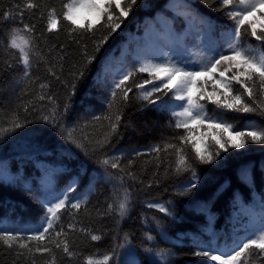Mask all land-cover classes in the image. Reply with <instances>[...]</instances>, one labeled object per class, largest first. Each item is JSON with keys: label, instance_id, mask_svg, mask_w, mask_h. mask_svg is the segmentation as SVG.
I'll use <instances>...</instances> for the list:
<instances>
[{"label": "trees", "instance_id": "1", "mask_svg": "<svg viewBox=\"0 0 264 264\" xmlns=\"http://www.w3.org/2000/svg\"><path fill=\"white\" fill-rule=\"evenodd\" d=\"M23 2L0 0V12L10 11L15 15L18 11L15 6L19 4L22 8ZM37 2L55 6L58 12L62 4V0ZM218 7V0H137L130 16L124 18L121 29L112 34L101 52L96 54L98 60L87 66L83 46L87 45L88 53L93 54L95 43L105 34V30L100 29L94 36L89 34L81 39L79 36L70 37L64 25H61L58 32L45 33L40 38V47L46 55L53 45L57 50L48 55L47 65L41 62L33 68V78L39 79L32 84L16 83L23 75V65L17 63L18 54L14 56L7 48L13 23H3V16L0 15V117H3L0 119V128L9 127L7 116L13 109L19 111L22 122L25 119L30 121L23 128L0 135V167L15 178L14 181L0 179V229L14 231L38 224L45 214L41 201L46 195V185L50 184L60 192L73 178L79 177L77 190L71 195L81 199L87 196L88 203L75 213V219L78 227L91 230L101 239L91 241L90 237L79 231L72 232L69 242L72 250L79 255L70 259L54 249L56 264H84L87 256L99 259L113 251V264H126L124 253L129 244L139 264H213L206 257L194 255L199 250L194 240L213 247H223L247 235V214L259 213V205L264 200V145L250 143L245 149H230L228 153H222L224 158L215 164H196L199 187L189 195H181L191 174H176L172 170L175 165L174 152H162L159 161L154 154L138 157L130 169L127 166L128 154L133 149L147 152L156 144L179 143L173 137L184 133L182 129H175V118L170 108L162 110L147 105L136 99L138 93L133 89L128 105L125 107L120 104L123 109L120 135L113 138L106 149L96 153L88 149L86 154L84 149L69 143L59 128L40 119L41 115L48 114L53 105L36 99L40 92L39 84L49 83L50 88L45 91L54 96L55 105L62 113L63 105L69 102L74 77L83 71V77L75 80L76 93L70 100L71 109L60 123L65 128H72L77 122L83 124L85 120H91L92 115L105 112L107 107V90L99 86L97 81L98 75H103L105 62L115 67L122 64L129 68L138 57L162 58L167 54L192 64L205 54L203 44L212 42L226 47L223 33L234 27V24L227 18L225 11H216ZM189 11L204 24L201 25L199 20L191 23L178 15ZM41 12L45 13L43 20L40 19ZM160 17L169 21L175 32V38L169 41L163 54L153 51L158 36L167 32ZM24 22L36 24L39 36L46 24L45 10L41 8L33 13L26 11ZM78 39L79 44L75 42ZM258 44L253 37H244V46L256 48ZM61 46L63 51H60ZM59 55L65 57L62 73L59 71L61 62L53 59ZM5 62H11L12 69H8ZM53 64L61 77L60 81L47 72V67ZM143 79H147L146 73L138 74L135 82L139 83ZM164 99L170 101L171 94ZM30 101L36 111L24 113L20 106ZM201 102L205 104L209 117L227 120L238 131L264 128V115L224 112L211 102ZM192 127L196 129L195 142L201 149L206 144L209 150L214 151L212 132L204 129L202 134L199 126L194 124ZM84 131L92 133L93 139L100 135L94 128L78 129L74 135L79 138ZM187 151L191 156L190 144ZM121 153L126 157L121 161L124 172L106 168L99 162L106 156ZM157 163L160 164L159 168ZM244 167L250 170L247 183L240 176ZM128 171L134 173L135 178L126 175ZM125 189L129 194V207L126 215L121 217L118 203ZM110 203L113 204L111 212L108 211ZM150 203L163 205L172 214L149 208L147 205ZM71 219L65 212L61 222L66 226ZM209 231L215 233V240L209 236ZM148 236L153 239L148 240ZM119 244L124 247H118ZM157 252L166 254L163 262L157 257ZM46 259L50 258L37 255L35 264H43ZM0 264H31V259L18 257L16 250H10L0 243ZM251 264L264 262L253 256Z\"/></svg>", "mask_w": 264, "mask_h": 264}, {"label": "snow or ice", "instance_id": "2", "mask_svg": "<svg viewBox=\"0 0 264 264\" xmlns=\"http://www.w3.org/2000/svg\"><path fill=\"white\" fill-rule=\"evenodd\" d=\"M207 2V0H205ZM137 0H62L61 9L58 12L55 6L47 3L37 2V0H24L23 6L17 4L18 9L13 12L3 11V23L11 21L13 27L9 32L7 42L8 50L15 56L18 54L17 63L23 65V75L16 81L17 84L35 83L39 77L33 78V68L41 62L48 64V55L57 50L53 45L48 49L47 55L40 47L41 39L45 33H56L64 25L69 36H79L81 39L85 35H95L100 29L105 30V34L95 43L94 53L89 54L87 45H84L83 55L86 58V66L92 65L98 60L97 53L101 52L112 34L121 29L124 18L130 16ZM220 7L216 11H225L227 18L233 22L234 27L229 28L223 33L224 44L208 42L203 44L205 54L201 59L189 64L186 60L175 59L167 54L162 58L138 57L132 67L125 68L121 64L119 67L113 66L110 62L103 65V75H98V85L107 90L106 111L99 115H92L91 120H85L83 124L77 122L72 128H65L60 120L65 119L71 109V97L76 93L75 80L83 77V71L74 77L69 93V102L63 105L61 113L55 105L53 95L47 94L45 89L50 88L49 83H40L36 99L47 101L53 105L48 114L41 115L46 124H51L54 128H59L61 135L71 144L79 149H84L86 154L88 149L93 153L102 151L108 147L113 138L120 135L123 123V109L131 100L130 93L133 89L138 95L136 99L160 109L170 108L172 116L175 118V129L183 130L184 134H177L173 140L179 143L165 142L163 145H153L147 152L132 150L127 157V166L130 169L136 158L142 156L155 155L157 161L160 154L175 153V165L172 169L176 174L190 173L191 179L183 187L181 195H189L199 187L200 177L197 174L196 164L212 165L218 160L223 159L222 153H228L230 149H245L248 144L264 145V128H248L236 130L232 123L227 120L209 117L205 110V104L201 101L211 102L216 108L224 112L232 113H255L264 115V0H218ZM115 5V8H113ZM212 6L211 4L209 5ZM43 8L46 12V24L44 32L39 36L36 33V24L25 23L24 13H33ZM118 10V13L117 11ZM185 20L195 23L199 18L189 12H180ZM18 16V21H17ZM40 19H45V13L41 12ZM164 24L167 36L175 38V32L169 21L159 18ZM200 24L204 22L199 20ZM251 36L259 42L256 48L244 46V37ZM77 44L80 40L75 41ZM60 51H63L61 46ZM60 63L59 71L62 73L65 59L63 55L53 57ZM8 69H12L11 62H5ZM49 76L60 81L61 77L57 73L56 66L47 67ZM147 74V79L139 83L135 82L138 74ZM210 85V90H209ZM25 95L28 93L25 91ZM171 94V100L164 97ZM24 113L30 110L35 112L36 108L30 101L28 104L20 106ZM59 117V119H58ZM3 119V117H0ZM9 127L0 128V135L9 131L23 128L27 119L23 122L19 111L13 109L7 116ZM100 122H103L102 124ZM100 125L97 127V125ZM212 132L215 150H209L208 145H204L203 150L195 142L196 129L192 125ZM94 128L100 132L96 138H92V133L84 131L77 138L74 133L77 130ZM191 145L190 156L187 147ZM125 154L106 156L99 162L106 168L124 172L121 161L125 159ZM195 161V164L193 163ZM150 162V161H149ZM157 168L160 164L157 163ZM171 167V165H170ZM129 177L135 178L134 173L128 171ZM241 179L244 182L250 180V170L247 167L241 169ZM0 179L12 180L3 167H0ZM79 177L73 178L66 187L57 192L50 184L46 185V195L41 201L45 208V214L40 222L34 226L25 227L17 230L0 229V243L10 250H16L17 256H25L31 259V264H35V257L47 256L43 264H56L55 250L61 251L68 258L79 255L72 250L69 236L72 232L79 231L85 236L90 237L91 241H99L100 235L93 234L91 230L78 227L75 213H78L82 206L87 205L88 198L83 199L73 196L78 187ZM123 177H121V187ZM151 185H149L150 187ZM149 208H156L159 212L171 215L172 213L163 205L148 204ZM129 207V194L124 190L123 196L119 199L118 211L124 217ZM259 213H248L247 235L243 239H234L231 245L223 247H213L203 241L194 240L199 248L194 252L197 257H206L213 264H251L253 256L257 260L264 262V200L261 201ZM113 204H108V211L111 212ZM67 212L72 219L65 226L62 215ZM209 236L215 240V233L209 231ZM148 240L153 237L148 236ZM118 247L123 248V244ZM115 252L104 254L102 258L87 256L84 264H113ZM157 257L163 262L166 254L156 253ZM127 258L126 264H139L135 258V251L129 244L124 253Z\"/></svg>", "mask_w": 264, "mask_h": 264}, {"label": "rangeland", "instance_id": "3", "mask_svg": "<svg viewBox=\"0 0 264 264\" xmlns=\"http://www.w3.org/2000/svg\"><path fill=\"white\" fill-rule=\"evenodd\" d=\"M170 40L173 39H170L167 34L161 33L154 42L153 51L158 54H163L167 49Z\"/></svg>", "mask_w": 264, "mask_h": 264}]
</instances>
